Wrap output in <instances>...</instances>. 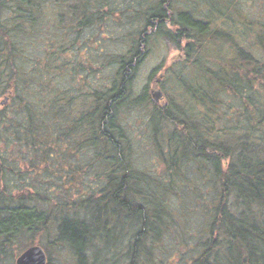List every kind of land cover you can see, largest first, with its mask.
Segmentation results:
<instances>
[{
	"label": "trees",
	"instance_id": "1",
	"mask_svg": "<svg viewBox=\"0 0 264 264\" xmlns=\"http://www.w3.org/2000/svg\"><path fill=\"white\" fill-rule=\"evenodd\" d=\"M233 2L141 0L130 9L113 0H0V97L9 98L0 108V264H17L33 246L45 251L47 264H59L50 246L68 249L75 264H158L170 229L188 234L192 210L172 209L170 197H181L183 184L199 196L202 182L211 193L196 209L203 223L192 231L189 264H264V20ZM119 7L122 18L141 24L121 35L128 50L95 48L94 58L80 61L74 36L93 42L86 31L115 20ZM47 18L57 41L40 55L28 53L20 38ZM160 38L183 54L151 73L150 81L160 74L166 108L148 87L132 93ZM109 68L98 85L79 84L86 71L101 76ZM126 104H153L151 134L164 178L135 165L121 115ZM13 145L27 150L30 163L53 157L56 145L72 155L89 151L86 167L74 169L94 174L91 188L53 208L41 206L39 192L13 193Z\"/></svg>",
	"mask_w": 264,
	"mask_h": 264
},
{
	"label": "rangeland",
	"instance_id": "2",
	"mask_svg": "<svg viewBox=\"0 0 264 264\" xmlns=\"http://www.w3.org/2000/svg\"><path fill=\"white\" fill-rule=\"evenodd\" d=\"M113 1L117 2L121 8H126V5L130 9L141 6V0ZM233 3L235 7L240 6L243 11L249 13L253 19L264 20V0H239V2L238 0H234ZM120 7L115 14V16H117L115 20H106L103 24L96 25L94 28H89L86 31L85 36L89 37L92 41L94 40L93 42H90L88 39L85 40L83 36L82 40L84 39L85 41L82 43L79 39V35H77V37L72 33V35H69L74 36L76 39L75 42L78 47L77 52L79 51L81 53V56L78 57L80 61H84V59L90 58L93 55L96 56L97 51L95 48L104 53H117L128 50L130 42L121 35L128 30L135 31L136 27L141 24H132L130 20L127 21V17L122 18V9ZM49 18L40 22L35 30H29L26 35L20 38V41L23 42L22 45L27 48L28 53L34 54L33 52H35L40 55L45 51L51 41H57V30L50 24ZM60 32L65 36L66 32L64 28H61ZM116 37H119L121 40H115ZM97 39L101 40L100 44L98 42L95 43ZM60 40L66 43L63 37H61ZM123 41L128 43H122ZM180 51L181 50L177 49V47L172 44H168L164 39H156L152 43L150 53L140 66V72L134 81L135 83L132 89L134 96L141 95L146 87H148L149 92L152 89H160L159 86L156 85L158 81H155L160 74L158 72L150 81L152 71L155 68L161 67V65L162 68H164L172 65L174 61L181 59L179 57H182L183 54ZM71 53L73 52H69V55H71ZM95 56H93V58ZM109 70L110 68L101 76L98 73L88 74L86 71V75L83 72V78H79L78 80L79 84L85 85V82H88L96 86L99 84L100 80L106 78L111 73ZM85 77L87 78L85 79ZM6 99L7 97L5 96L0 97V108L8 106L9 98L5 103H1ZM165 101L166 95L161 103L163 104ZM152 105L140 107L133 106V104H126L121 108V115L124 124L128 127L130 137H132L135 165H137L139 169L149 170L153 175H158L159 178H164L163 172L165 168L163 165L159 164V152L155 145L156 141H154V136L151 134L150 117L152 115ZM7 153L10 154V160H19L18 165H14L15 169L9 170L7 174V183L12 189V192L15 193L18 190L24 189L33 193L39 192L41 196H38V199L44 201V204L41 205L44 208H46V206L53 208L60 203L79 200L82 194H87V191L91 188L88 187L89 184H93V173H87L85 171L76 172L74 169L78 163L86 167L85 163L90 159L88 155L89 151L86 153L82 152L83 154L80 152L76 155H72L70 152L66 151L64 146L56 145L55 155L53 157H49L46 161L40 160L34 163H30L31 155H29L25 148L20 149V147L13 145L8 149ZM189 175L193 177L191 174ZM84 187H88L89 189L85 191ZM199 189V196H194L195 194L191 190L186 189L183 184L180 185L178 189L181 192V197H177L176 195L170 197L172 209L187 208V210H192L187 214L189 222V228L187 229L188 234L182 233L180 226L178 230L177 227H173L176 228V231L171 228L167 238L164 240L165 242H161L159 245L160 249L157 251V256L160 255L158 264H189L191 262L192 254L195 253L194 242L196 240L192 231H195L197 227L200 226L199 224L203 223L202 212H197L196 209L199 210L201 206L206 205L209 200V193H211V190H208L203 182L202 184L200 183ZM55 235H57V233L53 229L51 236ZM45 242L47 244L48 239H45ZM49 250H51V254H53L54 261L59 264L60 262L61 264H75L72 254L68 249L50 246ZM8 261L10 260L7 259L6 262ZM6 262H3V264H6Z\"/></svg>",
	"mask_w": 264,
	"mask_h": 264
},
{
	"label": "water",
	"instance_id": "3",
	"mask_svg": "<svg viewBox=\"0 0 264 264\" xmlns=\"http://www.w3.org/2000/svg\"><path fill=\"white\" fill-rule=\"evenodd\" d=\"M151 98L154 103L157 105H161V101L163 100L165 93L161 89H152L151 90ZM8 99V98H7ZM6 100L2 101L1 103H5ZM162 108H166L167 102H164ZM47 256L45 251L39 246H33L26 249L20 257L16 259L17 264H47Z\"/></svg>",
	"mask_w": 264,
	"mask_h": 264
},
{
	"label": "bare ground",
	"instance_id": "4",
	"mask_svg": "<svg viewBox=\"0 0 264 264\" xmlns=\"http://www.w3.org/2000/svg\"><path fill=\"white\" fill-rule=\"evenodd\" d=\"M156 85H157V86H159V85H160V84H159V81H158V82H156ZM159 88H160V89L163 91V88H161L160 86H159ZM148 92H149V90H148ZM151 93H152V92H151V90H150L149 94L151 95ZM164 93H165V91H164Z\"/></svg>",
	"mask_w": 264,
	"mask_h": 264
}]
</instances>
